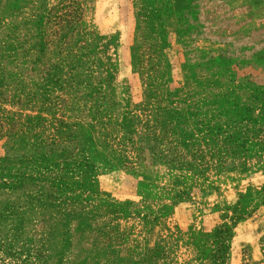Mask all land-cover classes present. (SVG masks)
I'll return each instance as SVG.
<instances>
[{"label": "rangeland", "instance_id": "obj_1", "mask_svg": "<svg viewBox=\"0 0 264 264\" xmlns=\"http://www.w3.org/2000/svg\"><path fill=\"white\" fill-rule=\"evenodd\" d=\"M0 264H264V0H0Z\"/></svg>", "mask_w": 264, "mask_h": 264}]
</instances>
